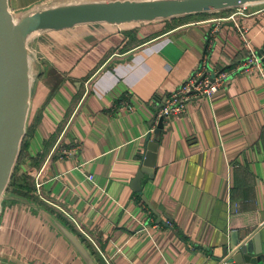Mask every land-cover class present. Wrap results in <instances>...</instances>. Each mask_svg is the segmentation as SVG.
<instances>
[{"label":"crops","instance_id":"1","mask_svg":"<svg viewBox=\"0 0 264 264\" xmlns=\"http://www.w3.org/2000/svg\"><path fill=\"white\" fill-rule=\"evenodd\" d=\"M45 1L8 4L17 14ZM28 47L36 59L21 167L42 154L32 180L39 173L54 213L8 195L0 264H84L57 230L56 214L101 264H211L231 234L241 243L264 229V64L237 70L250 51L264 54V2L120 26L79 24L39 34ZM201 62L226 72L225 83L164 122L153 173L133 191L162 98Z\"/></svg>","mask_w":264,"mask_h":264},{"label":"water","instance_id":"2","mask_svg":"<svg viewBox=\"0 0 264 264\" xmlns=\"http://www.w3.org/2000/svg\"><path fill=\"white\" fill-rule=\"evenodd\" d=\"M258 2L264 0H48L13 14L8 0H0V216L27 129L34 80L31 66L36 59L28 47L32 38L79 24L150 22L219 12ZM168 94L162 98L160 107ZM163 128V117H159L153 140L147 142L140 168L131 180L130 186L135 192L140 193L143 176L153 173L157 142ZM141 199L155 213L144 195ZM55 219L57 230L83 263L98 264L79 236ZM211 264H264V229L257 228L241 243L231 234L229 244L221 255H213Z\"/></svg>","mask_w":264,"mask_h":264},{"label":"built area","instance_id":"3","mask_svg":"<svg viewBox=\"0 0 264 264\" xmlns=\"http://www.w3.org/2000/svg\"><path fill=\"white\" fill-rule=\"evenodd\" d=\"M239 13L236 11L232 13L229 18L234 20V16ZM235 27L240 33L241 37L244 39L246 29L244 27L239 26L235 23ZM245 40V39H244ZM264 64V54L261 56L255 54L250 51V55L246 58L245 62L238 67L237 70H249L252 67L259 68ZM227 79V74L224 71H214L209 72L206 69L204 64L199 63L197 69L191 73V75L184 80L175 90L169 93L166 97L163 105L159 108L156 119L159 117H163V122H166L169 118L173 116H177L183 113L185 108V103L188 100L194 98H200L204 96H208L211 93L215 92L219 87H221ZM154 128L150 129L151 135L153 134ZM53 151V149H52ZM91 178V176H90ZM41 180L39 178V173L34 176V193L43 201L44 199L41 193ZM72 220V219H71ZM73 224L77 227V229L84 235L85 232L81 229V227L76 223L75 220H72ZM169 224V223H168Z\"/></svg>","mask_w":264,"mask_h":264},{"label":"trees","instance_id":"4","mask_svg":"<svg viewBox=\"0 0 264 264\" xmlns=\"http://www.w3.org/2000/svg\"><path fill=\"white\" fill-rule=\"evenodd\" d=\"M203 14H208V13H201V14H194V15H203ZM187 16H192V15H187ZM205 51H206V49H205ZM26 135H27V132H26L25 137L23 139L20 154H19V157L17 159L16 165L14 167L13 174L11 176L10 182L6 188V191H5V199H3V201H2V208L5 207L4 206L5 201L9 195V196H16L19 198L20 197L24 198L28 201H31V202L38 204L39 206H41L42 208H44L48 212L54 213L53 209L51 207H49L46 204V202L41 200L37 195H35L33 193V191L35 190V187H34V183L32 180V176L36 171V167H38L40 165V162L43 158L42 154L39 153L36 156H30L29 157L30 166L27 167V169H22V167H21L22 164L24 163V160L26 159V150L28 147V143L26 142ZM137 198H138V201L140 202L141 199L139 198V196H137ZM56 216H57V219H59V221H61L71 231H73L75 234H77L79 236L81 241L85 244V246L89 249V251L95 257L96 261L99 262L98 264H101L99 259L96 256L95 252L90 250L89 245H88L87 241L85 240V238L80 236L76 232V230L74 228H72L69 225V223L63 219L62 216H60L59 214H56Z\"/></svg>","mask_w":264,"mask_h":264},{"label":"bare ground","instance_id":"5","mask_svg":"<svg viewBox=\"0 0 264 264\" xmlns=\"http://www.w3.org/2000/svg\"><path fill=\"white\" fill-rule=\"evenodd\" d=\"M127 24H129V23H123V24H119V25L114 24V25L120 26V25H127Z\"/></svg>","mask_w":264,"mask_h":264},{"label":"rangeland","instance_id":"6","mask_svg":"<svg viewBox=\"0 0 264 264\" xmlns=\"http://www.w3.org/2000/svg\"><path fill=\"white\" fill-rule=\"evenodd\" d=\"M7 196V195H6Z\"/></svg>","mask_w":264,"mask_h":264}]
</instances>
